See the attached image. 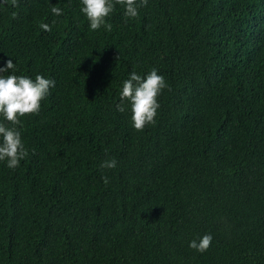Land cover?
Listing matches in <instances>:
<instances>
[{
  "label": "trees",
  "instance_id": "16d2710c",
  "mask_svg": "<svg viewBox=\"0 0 264 264\" xmlns=\"http://www.w3.org/2000/svg\"><path fill=\"white\" fill-rule=\"evenodd\" d=\"M81 8L0 0V75L55 81L16 126L28 155L0 161V264H264V0L117 4L111 31ZM152 69L167 87L137 131L117 105Z\"/></svg>",
  "mask_w": 264,
  "mask_h": 264
},
{
  "label": "clouds",
  "instance_id": "9594fccd",
  "mask_svg": "<svg viewBox=\"0 0 264 264\" xmlns=\"http://www.w3.org/2000/svg\"><path fill=\"white\" fill-rule=\"evenodd\" d=\"M13 6H18V0H11ZM81 11L89 21L91 30H98L102 26L111 31L112 25L106 22V18L114 11L115 6L121 5L125 11L126 18H136L138 9L147 6L148 0H81ZM51 12L54 15H61L62 9L53 7ZM41 29L51 31L47 24H41ZM14 68L12 59H8L6 66L0 68V73H4ZM55 87V81L45 78L43 75H36L35 80L27 76L0 75V115H2L12 127H7L0 123V161L6 160L7 167L15 169L21 160L27 155V150L21 139V132L17 125L21 124L20 117L38 114L41 108V101L49 94L50 88ZM164 77L152 69L146 77L142 78L135 71L123 82L120 93V103L117 105L118 111L123 112L125 101L130 103L131 121L135 130L143 131L146 125H154L157 110L160 107L158 96L166 88ZM117 161L113 158L105 160L101 168H115ZM105 184L109 182L107 176H103ZM212 235L205 234L199 240H192L189 247L204 253L208 250L212 242Z\"/></svg>",
  "mask_w": 264,
  "mask_h": 264
}]
</instances>
